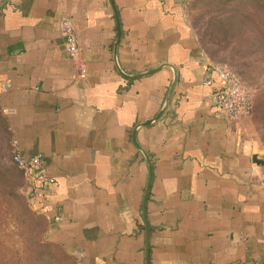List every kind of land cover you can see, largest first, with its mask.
<instances>
[{
    "label": "crops",
    "instance_id": "crops-1",
    "mask_svg": "<svg viewBox=\"0 0 264 264\" xmlns=\"http://www.w3.org/2000/svg\"><path fill=\"white\" fill-rule=\"evenodd\" d=\"M189 2L3 0L0 110L21 153L45 157L55 184L35 209L77 264H146L145 220L150 264H264V167L245 119L231 122L205 85L219 80ZM164 64L178 75L168 109L136 133L150 172L133 134L162 110L174 72L123 74Z\"/></svg>",
    "mask_w": 264,
    "mask_h": 264
},
{
    "label": "rangeland",
    "instance_id": "rangeland-1",
    "mask_svg": "<svg viewBox=\"0 0 264 264\" xmlns=\"http://www.w3.org/2000/svg\"><path fill=\"white\" fill-rule=\"evenodd\" d=\"M187 15L210 64L228 68L249 90L254 109L245 126L264 159V10L256 0H190ZM13 145L0 110V264H77L48 242Z\"/></svg>",
    "mask_w": 264,
    "mask_h": 264
},
{
    "label": "built area",
    "instance_id": "built-area-1",
    "mask_svg": "<svg viewBox=\"0 0 264 264\" xmlns=\"http://www.w3.org/2000/svg\"><path fill=\"white\" fill-rule=\"evenodd\" d=\"M3 0H0V8ZM63 46L69 57L77 61L80 57V44L77 31L70 18H63L61 22ZM83 67V66H82ZM219 83L214 86L212 81L205 83L214 88V96L218 109L231 121L237 122L252 115L254 105L249 90L241 80L228 68L212 65ZM13 161L22 173L30 190L32 201L42 199L55 180L48 174V163L42 154L25 157L17 143L13 145Z\"/></svg>",
    "mask_w": 264,
    "mask_h": 264
},
{
    "label": "water",
    "instance_id": "water-1",
    "mask_svg": "<svg viewBox=\"0 0 264 264\" xmlns=\"http://www.w3.org/2000/svg\"><path fill=\"white\" fill-rule=\"evenodd\" d=\"M120 35H121V33L119 32V38H118V41H117L116 46H118V44H119ZM164 67H170L173 70V72H174V78H173V81H172V84H171V87H170V91H169V93L167 95V98L165 100V104H164L162 110L156 116V118H154L152 120H149V121H147V122H145V123L140 124L139 126H137L135 128L134 134H133L134 143L139 148V150L141 151V153L145 156V158H146V160H147V162H148V164L150 166V172H152L150 160H149L147 154L138 146V144L136 142V133H137V131H138L139 128H141V127H148V126L152 125L153 123L157 122L162 117V115L165 113V111L168 109V106H169L170 101H171V97L173 95V92H174L175 87H176L177 82H178L177 71H176V68L175 67H173V66H171L169 64H164L163 66H160L157 69H154V70H151V71L142 73V74H138V75H135V76H127V75L123 74L121 72V70L118 68L119 71H120V73L123 74V76H125L128 79L134 80V79H138V78H141V77H144V76L152 75V74L156 73L157 71L161 70ZM253 161H254V164H256L257 166L264 167V159L260 158L257 154H255L253 156ZM148 196H149V188L147 189L146 196H145V199H144V211H146V205H147V201H148ZM145 226H146V238H147V244H146V264H150L149 228H148V224H147V221L146 220H145Z\"/></svg>",
    "mask_w": 264,
    "mask_h": 264
},
{
    "label": "trees",
    "instance_id": "trees-1",
    "mask_svg": "<svg viewBox=\"0 0 264 264\" xmlns=\"http://www.w3.org/2000/svg\"><path fill=\"white\" fill-rule=\"evenodd\" d=\"M256 3L259 7L264 10V0H256ZM51 244V243H50ZM67 256V255H66Z\"/></svg>",
    "mask_w": 264,
    "mask_h": 264
}]
</instances>
